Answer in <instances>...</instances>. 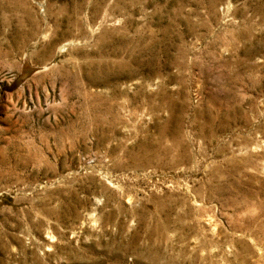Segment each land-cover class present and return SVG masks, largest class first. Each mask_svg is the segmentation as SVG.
<instances>
[{
	"label": "rangeland",
	"instance_id": "1",
	"mask_svg": "<svg viewBox=\"0 0 264 264\" xmlns=\"http://www.w3.org/2000/svg\"><path fill=\"white\" fill-rule=\"evenodd\" d=\"M0 264H264V0H0Z\"/></svg>",
	"mask_w": 264,
	"mask_h": 264
},
{
	"label": "water",
	"instance_id": "2",
	"mask_svg": "<svg viewBox=\"0 0 264 264\" xmlns=\"http://www.w3.org/2000/svg\"><path fill=\"white\" fill-rule=\"evenodd\" d=\"M37 70L36 66L30 65L28 63L23 64L20 76L18 78V81L24 79L25 77H27L28 75H31L33 72H35Z\"/></svg>",
	"mask_w": 264,
	"mask_h": 264
},
{
	"label": "trees",
	"instance_id": "3",
	"mask_svg": "<svg viewBox=\"0 0 264 264\" xmlns=\"http://www.w3.org/2000/svg\"><path fill=\"white\" fill-rule=\"evenodd\" d=\"M17 83H18V80H17Z\"/></svg>",
	"mask_w": 264,
	"mask_h": 264
}]
</instances>
